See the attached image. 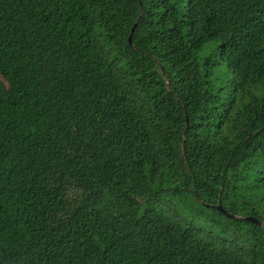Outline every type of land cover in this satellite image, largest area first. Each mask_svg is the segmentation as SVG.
Instances as JSON below:
<instances>
[{
  "label": "trees",
  "instance_id": "obj_1",
  "mask_svg": "<svg viewBox=\"0 0 264 264\" xmlns=\"http://www.w3.org/2000/svg\"><path fill=\"white\" fill-rule=\"evenodd\" d=\"M0 264H264V0H0Z\"/></svg>",
  "mask_w": 264,
  "mask_h": 264
},
{
  "label": "water",
  "instance_id": "obj_2",
  "mask_svg": "<svg viewBox=\"0 0 264 264\" xmlns=\"http://www.w3.org/2000/svg\"><path fill=\"white\" fill-rule=\"evenodd\" d=\"M131 31H132V30H131ZM130 38H131V33H130V35H129V37H128L129 42H130ZM217 208L220 209L222 212H224L227 216H231L229 213H227V212H226V211L220 206V204L217 205ZM245 219L250 220V221L255 222V223H258V224L261 223L260 220H258L256 217H252V216H250V217H246Z\"/></svg>",
  "mask_w": 264,
  "mask_h": 264
}]
</instances>
